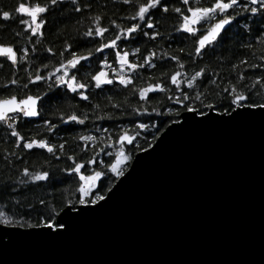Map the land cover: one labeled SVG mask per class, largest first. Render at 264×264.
Returning a JSON list of instances; mask_svg holds the SVG:
<instances>
[{
	"label": "snow or ice",
	"instance_id": "6c2138e0",
	"mask_svg": "<svg viewBox=\"0 0 264 264\" xmlns=\"http://www.w3.org/2000/svg\"><path fill=\"white\" fill-rule=\"evenodd\" d=\"M254 115L264 0L0 5V250L66 235L169 129Z\"/></svg>",
	"mask_w": 264,
	"mask_h": 264
},
{
	"label": "water",
	"instance_id": "95a60500",
	"mask_svg": "<svg viewBox=\"0 0 264 264\" xmlns=\"http://www.w3.org/2000/svg\"><path fill=\"white\" fill-rule=\"evenodd\" d=\"M0 264H264V116L169 129L103 207Z\"/></svg>",
	"mask_w": 264,
	"mask_h": 264
},
{
	"label": "trees",
	"instance_id": "16d2710c",
	"mask_svg": "<svg viewBox=\"0 0 264 264\" xmlns=\"http://www.w3.org/2000/svg\"><path fill=\"white\" fill-rule=\"evenodd\" d=\"M15 3V0H0V5L11 7Z\"/></svg>",
	"mask_w": 264,
	"mask_h": 264
}]
</instances>
